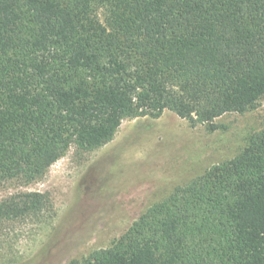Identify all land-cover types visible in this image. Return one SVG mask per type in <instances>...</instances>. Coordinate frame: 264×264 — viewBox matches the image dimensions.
<instances>
[{
  "label": "trees",
  "instance_id": "obj_1",
  "mask_svg": "<svg viewBox=\"0 0 264 264\" xmlns=\"http://www.w3.org/2000/svg\"><path fill=\"white\" fill-rule=\"evenodd\" d=\"M264 97V0H0V185L30 184L124 120L217 130ZM49 196L8 195L0 221ZM71 264H264V130Z\"/></svg>",
  "mask_w": 264,
  "mask_h": 264
},
{
  "label": "rangeland",
  "instance_id": "obj_2",
  "mask_svg": "<svg viewBox=\"0 0 264 264\" xmlns=\"http://www.w3.org/2000/svg\"><path fill=\"white\" fill-rule=\"evenodd\" d=\"M215 123L210 132L169 111L124 120L106 146L72 147L42 179L0 185V201L21 192L44 193L50 201L40 218L0 221V264H71L109 248L149 207L237 156L264 130V97Z\"/></svg>",
  "mask_w": 264,
  "mask_h": 264
}]
</instances>
